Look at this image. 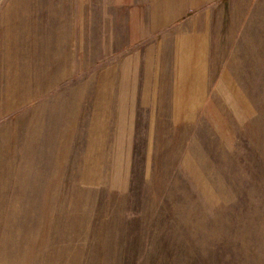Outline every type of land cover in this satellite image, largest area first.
<instances>
[{"label": "rangeland", "instance_id": "obj_1", "mask_svg": "<svg viewBox=\"0 0 264 264\" xmlns=\"http://www.w3.org/2000/svg\"><path fill=\"white\" fill-rule=\"evenodd\" d=\"M128 17L0 0V264H264V0Z\"/></svg>", "mask_w": 264, "mask_h": 264}, {"label": "crops", "instance_id": "obj_2", "mask_svg": "<svg viewBox=\"0 0 264 264\" xmlns=\"http://www.w3.org/2000/svg\"><path fill=\"white\" fill-rule=\"evenodd\" d=\"M208 0H112L114 12L121 10H127L129 12V35L134 37V45L137 40L141 41L150 36H158L156 43L162 45L164 33L170 34V27H176L172 32L175 44L173 47L167 46V48L174 52L173 55L179 60L178 74L180 75V51H185L188 58H193L191 55L197 50H202V46H198V40L201 37L200 33L195 32L192 28H195L197 18H189L185 23L180 25V21L194 10L200 8V6ZM117 14H114V19H117ZM115 20H113L114 26ZM183 27L191 28V32H185ZM196 38V40H194ZM154 46L150 47L148 51L154 52ZM165 48H162L163 50ZM158 56L157 54H155ZM194 63L192 73H200V70L195 69ZM180 90V87H179Z\"/></svg>", "mask_w": 264, "mask_h": 264}]
</instances>
